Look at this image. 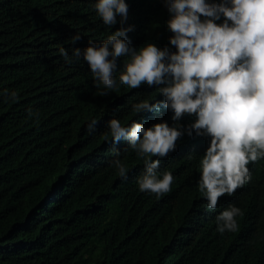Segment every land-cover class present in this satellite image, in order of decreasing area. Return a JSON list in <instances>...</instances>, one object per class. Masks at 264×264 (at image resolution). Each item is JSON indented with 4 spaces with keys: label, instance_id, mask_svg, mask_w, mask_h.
<instances>
[{
    "label": "trees",
    "instance_id": "16d2710c",
    "mask_svg": "<svg viewBox=\"0 0 264 264\" xmlns=\"http://www.w3.org/2000/svg\"><path fill=\"white\" fill-rule=\"evenodd\" d=\"M97 2L0 0V264H264V160L250 163L249 182L211 211L198 188L210 138L185 135L158 170L172 172V190L160 198L139 190L144 161L127 141L112 142L108 122L172 126L173 113L132 111L164 99L147 85L99 95L83 51L120 24L105 25ZM126 2L132 45L175 51L163 3ZM117 158L127 179L112 167ZM233 204L244 211L239 231L221 234L216 216Z\"/></svg>",
    "mask_w": 264,
    "mask_h": 264
},
{
    "label": "clouds",
    "instance_id": "9594fccd",
    "mask_svg": "<svg viewBox=\"0 0 264 264\" xmlns=\"http://www.w3.org/2000/svg\"><path fill=\"white\" fill-rule=\"evenodd\" d=\"M169 13L166 21L169 46L146 43L138 49L125 27L129 19L126 0H98L96 10L113 31L100 45L90 42L83 58L90 67L95 86L108 96L120 85L138 89L155 88L163 100H141L132 105L137 114L166 108L173 115L167 121L146 127L141 121L123 126L108 122L112 142L127 141L143 159L144 173L137 183L141 192L160 198L172 190L175 177L160 169L161 160L176 151L177 141L188 137L210 138L200 160L199 191L207 208L215 211L223 196H233L251 179L248 165L264 160V0H160ZM117 17H120L119 21ZM81 39L79 35L74 41ZM67 59V52L61 49ZM74 55H81L75 49ZM126 58L120 69V58ZM120 70V75H114ZM185 116L195 119L187 125ZM96 121L88 124L93 131ZM107 136V134H106ZM119 156V153H117ZM157 157V159H152ZM116 174L127 179V164L115 159ZM244 211L230 205L216 216L217 231H239L237 217Z\"/></svg>",
    "mask_w": 264,
    "mask_h": 264
}]
</instances>
